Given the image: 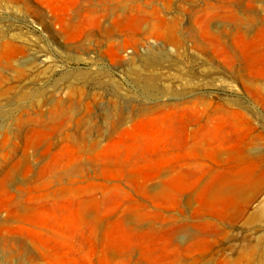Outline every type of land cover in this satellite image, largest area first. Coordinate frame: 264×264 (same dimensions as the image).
I'll return each mask as SVG.
<instances>
[{
  "label": "rangeland",
  "instance_id": "obj_1",
  "mask_svg": "<svg viewBox=\"0 0 264 264\" xmlns=\"http://www.w3.org/2000/svg\"><path fill=\"white\" fill-rule=\"evenodd\" d=\"M0 264H264V0H0Z\"/></svg>",
  "mask_w": 264,
  "mask_h": 264
},
{
  "label": "bare ground",
  "instance_id": "obj_2",
  "mask_svg": "<svg viewBox=\"0 0 264 264\" xmlns=\"http://www.w3.org/2000/svg\"><path fill=\"white\" fill-rule=\"evenodd\" d=\"M146 54H147V53H146ZM144 55H145V54H144ZM147 55H148V54H147ZM152 56H153V55H152ZM146 59H148V61H152V60H155L156 58H153V59H152V57L148 55V56H146ZM148 88H149V87L147 86L146 89H148ZM149 89H150V88H149ZM231 186H232V185H231ZM231 186H230V187H231ZM233 187H234V186H233ZM233 187H231V188H233ZM237 187H238V186H235V188H237ZM228 188H229V187H228ZM235 188H234L233 191H235ZM237 190H238V189H237ZM239 190H240V189H239ZM239 190H238V191H239ZM237 193H239V194H238V196H239V195H240V192H237ZM233 194H234V193H232V191H231V195H232V196H233ZM238 196H237V197H238ZM234 197H235V194H234Z\"/></svg>",
  "mask_w": 264,
  "mask_h": 264
}]
</instances>
